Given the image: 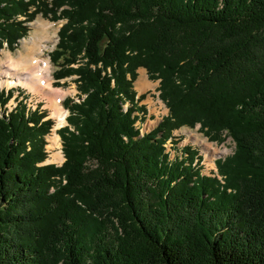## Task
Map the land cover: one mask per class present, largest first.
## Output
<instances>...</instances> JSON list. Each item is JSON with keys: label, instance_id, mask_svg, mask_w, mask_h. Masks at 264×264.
I'll use <instances>...</instances> for the list:
<instances>
[{"label": "trees", "instance_id": "16d2710c", "mask_svg": "<svg viewBox=\"0 0 264 264\" xmlns=\"http://www.w3.org/2000/svg\"><path fill=\"white\" fill-rule=\"evenodd\" d=\"M38 13L80 98L42 164L53 120L0 90V264H264V0H0V48ZM138 67L168 108L143 133ZM196 123L235 143L215 172L166 150Z\"/></svg>", "mask_w": 264, "mask_h": 264}, {"label": "rangeland", "instance_id": "374dc122", "mask_svg": "<svg viewBox=\"0 0 264 264\" xmlns=\"http://www.w3.org/2000/svg\"><path fill=\"white\" fill-rule=\"evenodd\" d=\"M63 22V19L51 20L50 18L43 16L41 13H38L33 20L25 23L28 28L27 33L25 36L18 39L17 43L13 45L12 49H10L5 42H3V45L0 48V64H2L4 67H10L11 65L12 68L14 66L13 64H10V60L15 59L18 56L19 51H23V41L25 40L27 42L26 44H28V42L31 41L36 33L41 34L39 40L45 45L44 57L48 58L49 60V82L53 90L51 93L52 95H41V93L34 91L22 84H12L11 86H8L6 84L7 82H5L6 80L10 79L8 77H2L3 82L0 85V90H14L13 95L5 105V108H13L16 105V100L22 99L26 103L27 107L31 109L39 107L41 110L46 111L47 115L45 119L50 118L53 120L50 132L45 135V148L48 155L44 162L53 163L56 165H60L64 160L61 138L57 133L59 128L67 125L65 118L68 115V110L64 108L62 102L66 97H70L76 101L80 98L76 83L73 81L75 78L74 75L60 79V85L54 84V78L52 76L55 67L50 60L49 54L55 48V45L58 41L57 32ZM38 23H46L45 26H48V33L55 35L51 41H41L40 38L42 37V34L47 32L44 28L45 26L38 28ZM42 39H44V37H42ZM10 71L13 72V70ZM25 75L26 73L20 74V76L23 77H25ZM11 79H13V77H11ZM140 79L144 81V84L141 88H138L136 83ZM158 86L159 79H149L147 70L144 67H138L136 69V77L133 80V88L135 91H137L138 95H144V98L140 100V103L145 106L147 111L145 120L143 122H136V126L140 128L142 133L152 129L159 121H161L163 116L168 114V108L165 102L159 98L160 91L158 90ZM55 92H62V95H60V97L57 99V97H54L55 94H53ZM55 103L61 107V111L64 115V122L60 123L57 117L53 114V107L55 106ZM54 134L58 136V141L53 146L50 144L49 138L54 136ZM218 134L219 135L216 136L213 131L207 127H202L200 123H196L194 127L183 125L173 131L174 142H176V144H173L171 140H168L165 143L166 150L172 157L176 155V152L179 153L181 151V147L190 145L192 148L197 150L198 155L202 156V172L205 174L209 173L210 171L215 172V160L231 156L235 149V143L227 131L222 130ZM58 152L60 153L62 160L53 159V154Z\"/></svg>", "mask_w": 264, "mask_h": 264}, {"label": "bare ground", "instance_id": "6f19581e", "mask_svg": "<svg viewBox=\"0 0 264 264\" xmlns=\"http://www.w3.org/2000/svg\"><path fill=\"white\" fill-rule=\"evenodd\" d=\"M45 25L46 23H38V28ZM47 27H44L47 33L44 32L45 34H42L44 39H42V37L40 38L43 42L51 41L55 36L54 34L51 35L48 33ZM40 35L41 34L36 33L28 44H26L27 42L25 40L23 41V51H19L18 56L15 59L10 60V64H13L14 67L11 68V65L10 67H4L0 64V85L3 82L2 77H8L10 79L5 81L8 86H11L12 84H22L41 93V95H52L51 93L53 90L49 82V60L44 57L45 45L40 42ZM10 70H13L14 73ZM23 73H26L25 77L20 76V74ZM11 77H13V79H11ZM143 84L144 81H142V79L138 80L136 83L138 88H141ZM53 94H55L54 97H57L58 99L60 95H62V92H55ZM54 105L53 114L57 117L60 123L64 122V115L61 111V107L56 103ZM49 141L50 144L54 146L58 141V136L54 134V136L49 138ZM53 159L62 160V157L58 152L53 154Z\"/></svg>", "mask_w": 264, "mask_h": 264}, {"label": "water", "instance_id": "95a60500", "mask_svg": "<svg viewBox=\"0 0 264 264\" xmlns=\"http://www.w3.org/2000/svg\"><path fill=\"white\" fill-rule=\"evenodd\" d=\"M63 161H64V160H63ZM42 164H48V163L43 162Z\"/></svg>", "mask_w": 264, "mask_h": 264}, {"label": "crops", "instance_id": "0c3cea01", "mask_svg": "<svg viewBox=\"0 0 264 264\" xmlns=\"http://www.w3.org/2000/svg\"><path fill=\"white\" fill-rule=\"evenodd\" d=\"M136 93H137V91H136ZM137 95H138V93H137ZM140 103V102H139ZM141 104V103H140Z\"/></svg>", "mask_w": 264, "mask_h": 264}]
</instances>
